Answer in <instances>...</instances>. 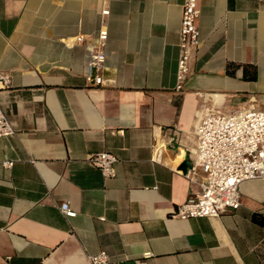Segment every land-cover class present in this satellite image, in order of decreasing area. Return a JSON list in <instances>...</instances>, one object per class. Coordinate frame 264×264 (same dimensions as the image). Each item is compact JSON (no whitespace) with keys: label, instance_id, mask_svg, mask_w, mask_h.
<instances>
[{"label":"crops","instance_id":"obj_1","mask_svg":"<svg viewBox=\"0 0 264 264\" xmlns=\"http://www.w3.org/2000/svg\"><path fill=\"white\" fill-rule=\"evenodd\" d=\"M183 3L0 0V105L16 129L0 137V264H92L101 251L107 264H264L262 179L241 184L237 210L173 216L201 191L204 116L264 110V0H199L201 43L177 90ZM104 25L97 84L87 65ZM102 151L118 159L112 178L88 161Z\"/></svg>","mask_w":264,"mask_h":264},{"label":"built area","instance_id":"obj_2","mask_svg":"<svg viewBox=\"0 0 264 264\" xmlns=\"http://www.w3.org/2000/svg\"><path fill=\"white\" fill-rule=\"evenodd\" d=\"M109 10H103L108 14ZM200 15L199 0H184L179 38V59L177 68V90H182L190 72V59L194 49L201 43V31L198 23ZM97 49L87 65L88 79L101 84L99 74L106 59L108 28H100L97 36ZM11 81L8 73L0 72V86ZM16 132L8 116L0 105V137ZM198 146L196 149V167L204 173L199 182L201 191L189 195L178 205L174 215L180 219L193 217L219 216L229 210L241 207L240 186L244 181L262 179L264 181V110L244 109L233 113H208L197 127ZM158 159V158H157ZM117 157L109 151L91 155L88 161L100 168L106 178L116 175ZM160 160V159H158ZM2 164L11 167L13 160H3ZM192 179V176L190 175ZM62 213L74 217L77 212L70 202L60 204ZM92 264H107L109 255L101 251L89 255Z\"/></svg>","mask_w":264,"mask_h":264},{"label":"trees","instance_id":"obj_3","mask_svg":"<svg viewBox=\"0 0 264 264\" xmlns=\"http://www.w3.org/2000/svg\"><path fill=\"white\" fill-rule=\"evenodd\" d=\"M233 64L228 65V72L233 73L232 68ZM258 77L257 69L249 64L244 65V78L247 80H256Z\"/></svg>","mask_w":264,"mask_h":264}]
</instances>
